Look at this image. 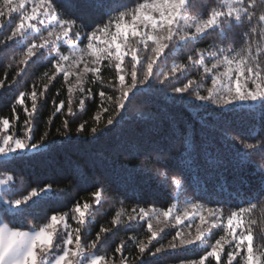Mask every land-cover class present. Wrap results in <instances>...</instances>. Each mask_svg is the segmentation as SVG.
<instances>
[{
	"label": "snow or ice",
	"instance_id": "6c2138e0",
	"mask_svg": "<svg viewBox=\"0 0 264 264\" xmlns=\"http://www.w3.org/2000/svg\"><path fill=\"white\" fill-rule=\"evenodd\" d=\"M192 2L134 0L130 6L129 0H87L86 7L99 13L95 17L77 15L71 11L76 6L63 0H0V52L19 49L7 65L16 64L17 70L4 72L0 93L20 89V78L30 63L47 61L49 65L42 86L33 81L30 90H18L10 115L0 116V264H158L162 254L182 252L192 245L201 254L179 264H264V244H257V240L264 241V164L253 173L259 183L254 196L241 194L244 181L230 185L237 195L234 206L228 202L227 211L222 202L211 199L206 186L200 191L202 199L181 202V179L173 174L170 183L176 189V202L165 209L139 201L130 211L121 206L107 226L101 224L94 234L89 228L111 194L101 178L78 168L71 170L63 177L75 181L70 192L67 187H54L56 181L25 182L19 177L18 164L29 159V154L54 150L52 124L61 113L65 118L62 127L56 128V134L64 138L61 146L75 150L91 146L93 164L105 162V154L96 145L109 137L117 157L166 152L159 145L148 150L145 143V137L159 127V118L149 114L141 123L130 114V106L140 97L151 102L165 96L173 106L195 109L194 118L202 112L215 117H200L198 148L192 142L191 124L183 135L174 122L167 126L181 141L174 157L182 163L179 175L195 166L199 176L197 155H203L205 171L219 181L225 170L238 172L257 151L264 153V139L249 142L236 137L237 147L228 143L226 134L216 135L226 128L227 113L259 112L264 121V0H218L200 16L191 14ZM233 27L246 28L238 48L224 44ZM213 32L220 43L194 47L183 60L177 59L185 47ZM170 59L168 70L161 71L160 65ZM106 71L111 79L106 78ZM53 88L48 126L36 137L38 102ZM65 90L66 100L62 98ZM97 97L93 122H81L73 131L67 117L76 115L74 102L83 108L89 99L95 104ZM221 143L228 144L226 152L212 146ZM110 171L125 190L134 192L142 178L153 179L147 169L136 165L113 162ZM81 186L87 195L79 197ZM258 208L259 218L254 215ZM133 224L146 225L144 238L121 239L109 254V234ZM168 228H174L175 234L165 245L162 233L170 235L165 232Z\"/></svg>",
	"mask_w": 264,
	"mask_h": 264
},
{
	"label": "trees",
	"instance_id": "16d2710c",
	"mask_svg": "<svg viewBox=\"0 0 264 264\" xmlns=\"http://www.w3.org/2000/svg\"><path fill=\"white\" fill-rule=\"evenodd\" d=\"M64 3L75 5L74 11L77 15L88 14L95 17L99 16L98 12L86 7L87 0H63ZM134 2V0H129V4ZM218 0H193L191 14L193 16H200L211 7L216 6ZM245 27H233V29L228 33L227 40L224 41L225 46L236 47L240 46V40L242 32L245 31ZM218 34L213 32L208 34L203 40H201L196 45H188L185 47L178 55L177 59L183 60L187 54H191L194 47L208 48L213 43H220ZM66 51V49H62ZM13 52H19L17 48H10L6 52H0V78H3L4 72L8 71L10 74H14L17 70V65L12 64L11 68L7 65L10 62V57ZM106 63V62H105ZM172 63L170 59L167 63L160 65L161 71H167ZM47 61H41L37 63H30V66L26 69V75L20 78V89L13 88L12 90H4L0 93V116L10 115V106L12 99L18 90H25L26 88L30 90L33 81L37 82L38 87L40 84L43 73L48 70ZM193 73L197 70L195 68L191 69ZM105 76L107 79H111V76L106 71ZM176 82L170 83L171 87ZM154 87H160L159 84H154ZM59 87V85H57ZM56 89H51L46 96L42 97L38 102V110L36 113V124L37 128L34 133L36 137H39L45 129L47 128V121L52 114L53 105L52 98L54 97ZM67 99V92L65 90L64 96ZM199 103V102H195ZM30 107V101L28 102ZM99 104L98 97L96 103L94 104L91 99L87 100L84 107L80 108L78 106V101L74 102L73 108L76 113L75 116H68L67 119L71 122V127L73 131L79 126L81 122L88 121L91 124L92 117L96 115L97 107ZM66 112V108L63 110ZM195 109L184 108L181 106H173L169 101H167L165 96H160L159 98H153L151 102L148 101L147 97L138 98L130 106V114L137 119L141 120V123L146 122L142 117H147L149 114H153L159 118V127L153 129L151 136L145 137V143L148 150L153 146L159 145V147L167 150L164 153L158 152H142L136 158H132L128 155H121L119 157L114 155V141L109 138L102 139L96 147L105 154V162L97 161L93 164L92 160L89 158V149L91 146L84 145L80 150L64 148L61 146V141L64 140L63 137L56 134V128L62 127V121L65 116L57 114L54 118L52 124V135L50 140L54 141L53 151L45 152L43 155L29 154L30 158L24 161H20L18 168L20 169L19 177L25 182H30L32 180L40 179L47 182L56 181L54 187H67L71 192L72 187L75 185V181L71 180L69 177L65 180L64 175L75 169H80L82 171L88 172L101 178L102 182L107 184L111 189V194L109 197V202L106 203L100 210V214L96 217V223L91 225L89 231L93 234L98 230L101 224L107 226V222L114 216L116 210L121 206H124L130 211V207L136 204L138 201L145 206H154L157 208H166L170 206L171 203L176 202L174 197L176 195V189L170 183L171 176L173 174H178L177 178L181 179L183 187V195L180 197L182 202L184 199H202L200 195L201 188L207 187L211 199L220 201L224 204L225 210H228V202H232V206L235 205V198L237 195L236 188L230 187L233 182H241L240 189L241 194H247L249 196H254L259 190L258 178L253 175L255 170L264 164V153L256 152L251 158V163L246 165L240 171H234L229 168L224 171L223 176L217 181L216 175L214 173H208L205 171L207 167L203 155H197V164L200 168L199 176L196 175L195 166L191 172H185L183 175H179L182 167L181 161L175 159L177 153L181 150V141L174 138L172 130L168 129L167 126L174 122L176 129L183 134H187L188 125L191 124V136L193 145L197 148L201 143V125L200 117L205 120L212 119L215 117L208 116L207 113L202 112L199 117H193V112ZM228 124L226 128L223 129L222 133H216L217 137L226 134V139L229 144H236V137L248 140L249 142H254L256 140L264 139V121H261L259 112H249L246 110H239L236 112L227 113ZM211 141L214 137L208 133H203ZM213 147H217L222 151H227L228 144H213ZM170 151V152H168ZM115 162L117 166L120 163L124 165H136L143 167L148 170V174L153 177L149 181L146 177L142 178L136 187L135 192L132 190H125L123 184L118 177L113 176L110 171L111 164ZM164 173L165 175H161ZM165 176L168 179H165ZM71 181V183H70ZM220 185H224L221 188ZM88 191H91L90 189ZM78 196L82 197L87 195V192L83 190V186L77 189ZM76 195L75 193L73 194ZM255 217L259 218L260 210L257 209L254 213ZM146 231V225L141 227L139 224H133L131 226L122 225L120 228L114 229L113 233L109 234L108 237V248L106 249L109 254L112 253L114 248L119 244L121 239H127L128 236H136L137 238H144ZM165 232L175 234V230L168 229ZM257 232H259V219ZM161 243L165 244L169 235H163ZM257 244H264V241L257 240ZM166 245V244H165ZM131 248V244H129ZM201 254L200 249L196 245L189 246V249L178 253H164L158 259V264H179L182 259H192L197 258Z\"/></svg>",
	"mask_w": 264,
	"mask_h": 264
},
{
	"label": "rangeland",
	"instance_id": "374dc122",
	"mask_svg": "<svg viewBox=\"0 0 264 264\" xmlns=\"http://www.w3.org/2000/svg\"><path fill=\"white\" fill-rule=\"evenodd\" d=\"M160 209H165V208H160ZM168 229H173V230H175L174 228H168ZM168 229H165V230H168ZM191 231H192V234L194 235L195 234V229L193 228V229H191ZM214 231H216V230H214ZM172 235H174V234H172ZM172 235H169V237L170 236H172ZM170 239H171V237H170ZM170 239H168L167 241H166V245H167V243H168V241L170 240Z\"/></svg>",
	"mask_w": 264,
	"mask_h": 264
}]
</instances>
